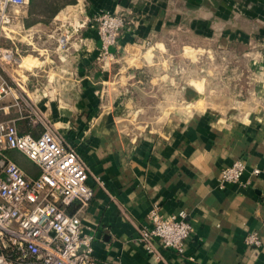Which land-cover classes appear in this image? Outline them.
Returning <instances> with one entry per match:
<instances>
[{"label":"crops","instance_id":"1","mask_svg":"<svg viewBox=\"0 0 264 264\" xmlns=\"http://www.w3.org/2000/svg\"><path fill=\"white\" fill-rule=\"evenodd\" d=\"M77 2L89 16L120 8L132 20L110 47L113 61L97 60L100 41L87 30L53 77L45 78L30 55L19 66L36 69L23 89L89 170L92 199L67 210L92 236L93 256L102 264H264V0L65 4ZM40 25L28 28L43 32ZM176 33L184 38L177 41ZM207 41L231 49L233 66L249 72L233 78L230 97L208 91L202 77L179 84L171 73L177 57L185 65L195 61ZM142 82L147 106L133 95ZM16 125L33 135L42 129L28 117ZM23 157L21 168L36 176L38 167ZM236 160L244 163L239 179L220 186L221 170ZM153 209L186 214L192 229L181 252L140 240ZM251 233L258 245L246 242Z\"/></svg>","mask_w":264,"mask_h":264},{"label":"built area","instance_id":"2","mask_svg":"<svg viewBox=\"0 0 264 264\" xmlns=\"http://www.w3.org/2000/svg\"><path fill=\"white\" fill-rule=\"evenodd\" d=\"M28 3L0 0V264H102L93 256L92 236L83 232L80 218L67 210L72 203L85 204L93 197L85 161L45 123L22 87L28 75H19L13 68L20 67L22 49L14 43L12 30L4 29L16 17L11 8H26ZM84 6L80 2L66 6L60 26L53 30L63 66L72 45L86 39L87 30L96 32L100 41L97 60L105 63L114 59L110 47L116 45L118 36L130 29L132 20L122 9L89 16L83 12ZM24 44L34 51L33 43ZM38 61L44 63L45 59ZM13 110L18 116L11 117ZM25 117L33 127H42L37 135L18 129L16 120ZM10 149L34 163L38 174L29 176L6 155ZM243 170L242 160L232 162L221 170L219 185L237 181ZM150 219L151 226L139 230L140 240L147 246L156 242L181 252L192 229L186 214L164 216L153 209ZM246 242L258 245V236L251 233Z\"/></svg>","mask_w":264,"mask_h":264},{"label":"rangeland","instance_id":"3","mask_svg":"<svg viewBox=\"0 0 264 264\" xmlns=\"http://www.w3.org/2000/svg\"><path fill=\"white\" fill-rule=\"evenodd\" d=\"M46 1V2H45ZM71 0H34L33 5L31 6L34 14V18L36 19H46L44 21H40L42 25V31L41 29L36 26L35 29H29L28 27L24 26L22 23V17L23 15H27L29 4L26 6V8L23 7H13L11 8L13 12H15L16 17L13 18V21L6 26V29L12 30L10 31L14 43L19 46L22 49L21 52V59L26 56L30 55L37 60L45 59L44 63H39L40 67L38 68V71L43 74L45 78L47 76L53 77L55 74V71L59 68H63V64H61L58 55H60L59 49L56 48V41L54 38V32L53 30L56 29L61 21H59L60 16H62V11L66 6L71 4H65L67 2H70ZM59 8L56 13L50 17V14L53 12V10ZM55 16H57V19H54ZM67 25L66 22H64L63 27ZM62 28V27H61ZM40 30V31H39ZM57 30V29H56ZM50 34H53L51 36ZM177 34V41L179 39H183L184 35L182 33H176ZM27 36V37H26ZM26 39V40H25ZM31 42L34 44L35 49L34 51L27 49L25 46V42ZM9 43V42H7ZM176 46V45H174ZM194 47V46H191ZM186 50H189V48H186ZM191 54V53H188ZM192 56V55H190ZM154 59L155 56H151ZM235 58L233 52L230 50H222L216 47V44H214V41H207V50H204L200 53L199 57L195 59V61L188 62V64H183L181 62V59L177 57L175 60V64L173 69L171 70V73L177 76V80L179 84L183 83V80H186V78L192 77H202L204 86H206V89L208 91L210 90H218L220 94L226 95L228 92L230 93L233 91V78H235L238 74L242 75H249V72H241L239 68H236L233 65V59ZM163 60L161 59V62ZM165 62V60L163 61ZM165 64V63H164ZM163 64V65H164ZM162 66V65H161ZM15 71L19 74H27L30 71L37 72L36 69H25L24 67H18L16 65L13 66ZM162 70L163 68L160 67ZM11 70H9L10 72ZM8 73V72H7ZM5 73V75L8 76V74ZM37 74V73H36ZM150 74V73H149ZM223 75L224 79H219V76ZM250 76V75H249ZM24 78V77H23ZM228 78V79H226ZM217 80H220L218 83ZM140 86L136 87L135 92L133 95L138 99L139 104L146 105L151 103V97L148 94L149 89H147V86L144 82L139 84ZM146 93H144V92ZM29 94V92H28ZM212 94V93H211ZM230 97V94H228ZM31 96V95H30ZM211 98H214V96ZM143 116L146 118V115L149 114V111L142 112ZM6 155L10 157L12 160H14L20 167L25 166V158L23 155L15 149H10L6 151ZM184 213V212H183Z\"/></svg>","mask_w":264,"mask_h":264},{"label":"trees","instance_id":"4","mask_svg":"<svg viewBox=\"0 0 264 264\" xmlns=\"http://www.w3.org/2000/svg\"><path fill=\"white\" fill-rule=\"evenodd\" d=\"M33 2H34V0H29V3H28L29 4V8H28L27 16L25 18H23V24L26 27H28V26L36 23V22H40V21H44L45 22V20H46V19H36V18H34V16H33L34 12H33L32 8H31V6L33 5ZM58 9L59 8L53 10V12L50 14V17H52L56 13V11Z\"/></svg>","mask_w":264,"mask_h":264},{"label":"bare ground","instance_id":"5","mask_svg":"<svg viewBox=\"0 0 264 264\" xmlns=\"http://www.w3.org/2000/svg\"><path fill=\"white\" fill-rule=\"evenodd\" d=\"M4 30H5V32H9L10 31L9 29H6V27H5ZM19 65H22V59L20 60Z\"/></svg>","mask_w":264,"mask_h":264}]
</instances>
